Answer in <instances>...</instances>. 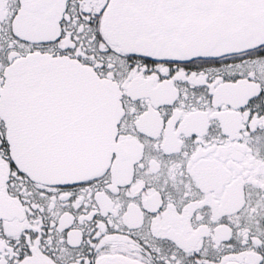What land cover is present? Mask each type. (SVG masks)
Returning a JSON list of instances; mask_svg holds the SVG:
<instances>
[{"label": "snow or ice", "instance_id": "snow-or-ice-1", "mask_svg": "<svg viewBox=\"0 0 264 264\" xmlns=\"http://www.w3.org/2000/svg\"><path fill=\"white\" fill-rule=\"evenodd\" d=\"M0 264H264V0H0Z\"/></svg>", "mask_w": 264, "mask_h": 264}]
</instances>
